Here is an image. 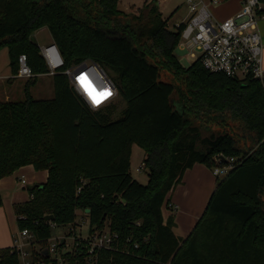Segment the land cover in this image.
Listing matches in <instances>:
<instances>
[{
  "label": "trees",
  "instance_id": "1",
  "mask_svg": "<svg viewBox=\"0 0 264 264\" xmlns=\"http://www.w3.org/2000/svg\"><path fill=\"white\" fill-rule=\"evenodd\" d=\"M119 2L0 0L12 74L21 54L34 73L24 100L0 102V180L25 165L48 170L45 183L27 187L31 198L13 205L18 229L40 246L32 264H59L45 251L53 227L80 215L90 231L108 225L119 241L93 253L78 243L61 253L65 264H264V83L199 59L183 66L175 51L184 22L171 28L153 1L130 13ZM43 27L64 65L52 75L54 97L35 99L31 87L51 71L32 39ZM85 63L114 82L125 102L118 115L116 104L95 109L72 85L65 71ZM133 144L145 151L146 184L131 173ZM231 157L193 230L177 236L174 214H164L173 190L196 163L214 169ZM0 264H22L16 245L0 248Z\"/></svg>",
  "mask_w": 264,
  "mask_h": 264
},
{
  "label": "built area",
  "instance_id": "2",
  "mask_svg": "<svg viewBox=\"0 0 264 264\" xmlns=\"http://www.w3.org/2000/svg\"><path fill=\"white\" fill-rule=\"evenodd\" d=\"M187 3L190 14L184 21L178 46L189 50L191 55H194V49H199L201 54L198 59L212 72H222L239 80L259 79L264 83V42L259 29V21L264 18L261 11L262 1L242 0L241 8L222 21L216 19L210 5L204 0H187ZM210 3L218 5L220 0H211ZM177 25L179 26V23ZM41 53L51 70L50 73L54 74L64 65V59L55 43L42 46ZM18 63V71L14 77L34 76L26 54L20 55ZM72 71L67 69L65 73L73 77ZM83 95L86 97L84 93ZM86 99L93 105L87 97ZM235 162L234 158H227L226 163L214 167L213 174L217 177L226 175L234 167ZM85 219L84 216H80L79 221L78 217L76 224L71 225V229L75 231V237H78L79 242L83 240L90 245L88 248L90 253L102 247H114L119 241L118 234L111 231L108 225L91 231L88 225L87 237H82L76 228L84 225ZM17 233L19 236L15 235L14 245L19 250L21 262L32 264L31 257H28L30 252L24 251L23 240L34 239V236L28 229L18 230ZM65 244L64 239L59 244L49 242V254L58 257L59 264H65L61 253L72 251L78 243L71 249L65 248L57 253L61 245L64 247Z\"/></svg>",
  "mask_w": 264,
  "mask_h": 264
},
{
  "label": "rangeland",
  "instance_id": "3",
  "mask_svg": "<svg viewBox=\"0 0 264 264\" xmlns=\"http://www.w3.org/2000/svg\"><path fill=\"white\" fill-rule=\"evenodd\" d=\"M159 8V10L163 13V16L168 19L169 26L171 28H175L177 22L182 20H187L189 17V7L187 0H120L119 8L127 13H130L138 8L143 7L146 3L152 2ZM237 0H220V4L210 5V9L215 15L216 19L219 21L227 18L233 11L235 7V3ZM260 31L262 35V39L264 42V18L259 21ZM32 39L38 43L39 46L48 45L53 42V38L50 30L47 27H43L38 29L33 35ZM176 55L179 58L180 63L183 66L188 67L194 61L198 59L201 54L199 49H194V55H191L190 51L187 49H183L178 46L176 49ZM84 64L79 66H73L72 72L73 77H70L72 85L75 86L77 91L83 95V93L78 88V78L80 73L83 72ZM52 73L42 74L38 76V81L35 85L31 87V93L35 99H50L54 97L55 89L54 82L52 78ZM108 76V74H107ZM13 78L12 80L10 78ZM109 77V76H108ZM31 77H14L12 74L11 66H10V55L7 47L3 46L0 48V102L4 101H21L25 99V84ZM110 78V77H109ZM112 81V79L110 78ZM113 82V81H112ZM114 83V82H113ZM115 85V84H114ZM88 102V101H87ZM172 102L177 104L176 97H173ZM90 103V102H89ZM117 105V112L114 116L118 115L120 111L124 108L125 102L119 95H117L116 91L114 94L106 100L103 104L96 106V108H100L102 106ZM91 105V103H90ZM92 106V105H91ZM201 137H206L209 135L208 129H203L201 131ZM198 146L201 147L200 143ZM145 158L144 149L138 144H133L132 146V155H131V173L135 179L139 182L146 184L149 179V169L145 167L143 164ZM205 168L208 169V177L205 181L208 180V190L211 186L215 188L217 184L218 177L213 174V169L209 168L205 165ZM191 174L188 175V182L184 185H180L177 189L171 194L173 195V203H170V207L172 209H165V217L167 214H174L175 223L177 224L176 234L181 238H185L189 235V233L193 230L195 224L197 223L200 216L205 211L209 198L211 196L212 190L208 194L207 199L201 203L199 198L201 194L205 191V181L199 183H191L190 180ZM13 178L20 177L18 172L12 174ZM28 180V177H25ZM220 178V177H219ZM21 187L22 184L19 182L17 187ZM32 187V186H31ZM28 191V190H26ZM170 195V196H171ZM207 196V195H206ZM83 216V215H80ZM79 216V221H80ZM86 223L84 225L78 226L76 231L82 235V237H87L88 233V225L89 221L85 219ZM18 237V233L16 234ZM78 237H75V231H72L71 225L58 226L53 227L52 238L50 239V243H61L63 239L66 241L64 247H60L57 251H63L65 248L71 249L76 243H80V247L85 246V248H89L90 245L82 240L79 242L77 240ZM24 251H29L30 254L28 257H32L33 250H39V245L35 242L34 239H24L23 240Z\"/></svg>",
  "mask_w": 264,
  "mask_h": 264
},
{
  "label": "crops",
  "instance_id": "4",
  "mask_svg": "<svg viewBox=\"0 0 264 264\" xmlns=\"http://www.w3.org/2000/svg\"><path fill=\"white\" fill-rule=\"evenodd\" d=\"M209 5H211V0H204ZM242 0H237L232 13L228 16L234 15L241 8ZM163 14V13H162ZM186 20L179 21L177 23L184 22ZM260 29V26H259ZM261 32V31H260ZM35 33V32H34ZM44 46V45H42ZM40 46V47H42ZM20 177L13 178L12 175L2 178L0 180V191L3 197V205L0 206V248L10 247L14 245V237L18 232L17 217L13 210V205L19 202L27 201L31 198V193L27 187L42 185L47 181L48 170H36L33 165H25L16 170ZM15 173V172H14ZM190 176L191 183H202L208 177V169L205 168L204 164L196 163L192 168L188 169L184 175L183 182L178 184L173 192L178 186L184 185L188 182V175ZM25 177L29 179L26 180ZM23 180L25 182H23ZM21 182L22 186L17 187V184ZM205 191L201 194L199 201L203 203L210 191L215 189L212 188V182L210 183V189L208 190V180L205 181ZM28 190V191H26ZM172 192V193H173ZM171 193V194H172ZM212 194V193H211ZM207 195V196H206ZM171 203H173V195L170 196ZM164 209V214H165ZM169 214L166 215V218ZM177 224L174 226V231L176 233ZM177 235V234H176ZM178 236V235H177ZM180 237V236H179Z\"/></svg>",
  "mask_w": 264,
  "mask_h": 264
},
{
  "label": "bare ground",
  "instance_id": "5",
  "mask_svg": "<svg viewBox=\"0 0 264 264\" xmlns=\"http://www.w3.org/2000/svg\"><path fill=\"white\" fill-rule=\"evenodd\" d=\"M77 85L95 106L103 104L115 92L113 82L110 81L107 73L97 65L83 70L79 75Z\"/></svg>",
  "mask_w": 264,
  "mask_h": 264
},
{
  "label": "water",
  "instance_id": "6",
  "mask_svg": "<svg viewBox=\"0 0 264 264\" xmlns=\"http://www.w3.org/2000/svg\"><path fill=\"white\" fill-rule=\"evenodd\" d=\"M90 66H92V65H88L87 63H85L84 64V67H83V69L82 70H85V69H87L88 67H90ZM98 66V65H97ZM102 70L104 71V69L102 68ZM111 81V80H110ZM112 82V81H111ZM113 86H114V89L116 90V87H115V85H114V83H113ZM83 98L87 101V99H86V97L83 95ZM92 107L93 108H95L96 109V107L94 106V105H92ZM222 158H224L223 156H222ZM87 212H89V210L87 209ZM54 215L53 214H47V215H45V217H44V220L46 221V222H48V221H52V220H54ZM45 251L47 252V254H49V250L48 249H45Z\"/></svg>",
  "mask_w": 264,
  "mask_h": 264
}]
</instances>
